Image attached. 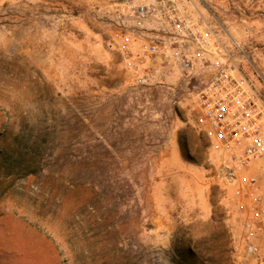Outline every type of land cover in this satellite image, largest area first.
<instances>
[{
    "label": "rangeland",
    "instance_id": "374dc122",
    "mask_svg": "<svg viewBox=\"0 0 264 264\" xmlns=\"http://www.w3.org/2000/svg\"><path fill=\"white\" fill-rule=\"evenodd\" d=\"M117 1L0 0V264H212L221 228L247 264L223 159L191 99L131 77ZM234 3L264 22V0L204 1Z\"/></svg>",
    "mask_w": 264,
    "mask_h": 264
},
{
    "label": "built area",
    "instance_id": "2783aa9c",
    "mask_svg": "<svg viewBox=\"0 0 264 264\" xmlns=\"http://www.w3.org/2000/svg\"><path fill=\"white\" fill-rule=\"evenodd\" d=\"M193 4L194 0L117 1L113 10L119 51L129 71L137 70L135 64L144 71L135 76L138 86L156 87L170 98L193 101L197 127L209 149L223 159L219 178L233 188L240 211L246 213L239 243L247 264H264L255 242L256 236L264 234V95L235 66L212 65L206 50L215 45L217 35L210 22L189 12ZM205 10L215 20L212 12ZM153 29L156 33L140 44L134 59L131 47L135 39ZM233 48L245 60L252 59L238 44ZM155 59L179 71L180 80L174 88L150 83L159 79V70L144 66Z\"/></svg>",
    "mask_w": 264,
    "mask_h": 264
},
{
    "label": "crops",
    "instance_id": "0c3cea01",
    "mask_svg": "<svg viewBox=\"0 0 264 264\" xmlns=\"http://www.w3.org/2000/svg\"><path fill=\"white\" fill-rule=\"evenodd\" d=\"M203 2V6L198 0H194V4L189 7V12L197 16L200 14L206 22L214 28V32L217 35V40L214 41V46L208 48L206 51L211 58L212 65H232L239 69V71L246 76V78L253 83L257 90L262 91L264 95V22L254 20V18L245 16V11L238 8L237 4L229 6L228 12L221 11L224 14V22L219 19L218 14H214L215 20H213L205 8H207ZM247 9V6H244ZM208 9V8H207ZM215 21V22H214ZM223 28V29H221ZM156 30L153 29L149 33L143 34L138 38H134L135 42L131 47V55L135 59V55L140 53V44L154 36ZM233 44H238L245 53L252 57L251 60H245L238 52L233 48ZM137 70L129 71L134 80L135 76H142L144 74L137 64ZM157 67L159 70V79L151 80V84L162 82L165 84V89L168 87L174 88L180 80V73L175 67L162 66L158 59L152 62L146 63L144 68ZM237 70V69H236ZM235 70V71H236ZM256 70H258L262 77H260ZM209 76L206 73L207 78ZM149 83V84H150ZM158 90V88H144L141 90ZM160 93V91H159ZM161 94V93H160ZM264 250V246H263Z\"/></svg>",
    "mask_w": 264,
    "mask_h": 264
},
{
    "label": "trees",
    "instance_id": "16d2710c",
    "mask_svg": "<svg viewBox=\"0 0 264 264\" xmlns=\"http://www.w3.org/2000/svg\"><path fill=\"white\" fill-rule=\"evenodd\" d=\"M210 241L212 243V245L210 246L211 249L214 251V253L216 252V260H209V262H211L212 264H227L229 262V259L226 257L224 258L223 256L226 253L223 250L225 247L224 245L229 244V236L226 230L221 228V232L213 233L210 238ZM188 254H191L189 250Z\"/></svg>",
    "mask_w": 264,
    "mask_h": 264
}]
</instances>
